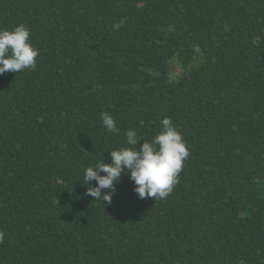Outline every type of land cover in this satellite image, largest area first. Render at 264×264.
I'll return each mask as SVG.
<instances>
[{
  "label": "trees",
  "instance_id": "trees-1",
  "mask_svg": "<svg viewBox=\"0 0 264 264\" xmlns=\"http://www.w3.org/2000/svg\"><path fill=\"white\" fill-rule=\"evenodd\" d=\"M20 24L39 56L0 75V264H264V0H0ZM164 117L189 150L172 192L125 171L88 195Z\"/></svg>",
  "mask_w": 264,
  "mask_h": 264
},
{
  "label": "clouds",
  "instance_id": "clouds-1",
  "mask_svg": "<svg viewBox=\"0 0 264 264\" xmlns=\"http://www.w3.org/2000/svg\"><path fill=\"white\" fill-rule=\"evenodd\" d=\"M122 23L114 24L113 28L119 30ZM30 36V29L23 24L10 30L0 29V75L35 69L39 51L32 44ZM101 120L108 132H120L115 119L108 112L101 113ZM160 123L162 130L151 141L144 140L137 147L142 138L130 129L125 134L128 146L111 150V163H105L103 159L86 167L83 173L85 184L96 182L94 187L87 188V194L95 200L111 203L115 185L122 173L127 171L139 198H166L179 181V173L189 156V150L170 117H164ZM4 237L5 232L0 230V243H3Z\"/></svg>",
  "mask_w": 264,
  "mask_h": 264
}]
</instances>
